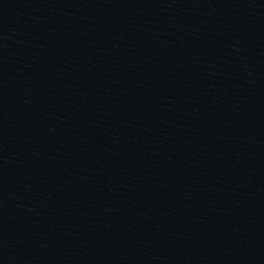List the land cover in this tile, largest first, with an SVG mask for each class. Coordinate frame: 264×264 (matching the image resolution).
Instances as JSON below:
<instances>
[{"label": "water", "instance_id": "obj_1", "mask_svg": "<svg viewBox=\"0 0 264 264\" xmlns=\"http://www.w3.org/2000/svg\"><path fill=\"white\" fill-rule=\"evenodd\" d=\"M0 264H264V0H0Z\"/></svg>", "mask_w": 264, "mask_h": 264}]
</instances>
